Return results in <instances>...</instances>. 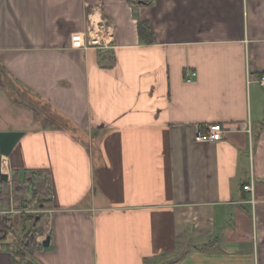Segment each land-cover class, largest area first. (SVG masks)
Returning <instances> with one entry per match:
<instances>
[{
	"label": "crops",
	"instance_id": "crops-1",
	"mask_svg": "<svg viewBox=\"0 0 264 264\" xmlns=\"http://www.w3.org/2000/svg\"><path fill=\"white\" fill-rule=\"evenodd\" d=\"M263 74L264 0H0V264H264Z\"/></svg>",
	"mask_w": 264,
	"mask_h": 264
},
{
	"label": "trees",
	"instance_id": "trees-1",
	"mask_svg": "<svg viewBox=\"0 0 264 264\" xmlns=\"http://www.w3.org/2000/svg\"><path fill=\"white\" fill-rule=\"evenodd\" d=\"M138 34L142 40L145 42H151L152 37L147 38V34H150V29L145 23H138ZM1 85V83H0ZM2 86V85H1ZM37 116V112H35ZM22 199V198H21ZM22 204L25 205V202L21 200ZM26 215L24 216V218ZM37 224V221L34 223ZM42 233L38 230H30L25 233L24 237L20 240L16 238L11 229V225L9 223V218L7 216H0V242L1 247L8 251L12 257L14 256L18 261H24L27 257H29L37 248H39L37 244V237ZM9 241H5L6 239Z\"/></svg>",
	"mask_w": 264,
	"mask_h": 264
},
{
	"label": "built area",
	"instance_id": "built-area-1",
	"mask_svg": "<svg viewBox=\"0 0 264 264\" xmlns=\"http://www.w3.org/2000/svg\"><path fill=\"white\" fill-rule=\"evenodd\" d=\"M72 47L74 48H80L84 46V42H83V38L82 36L77 33L74 34L72 36V42H71ZM196 72L194 71H189L186 72L185 74V78L184 80L189 83L193 80L194 77H196ZM257 82L263 86L264 88V74L259 76L257 78ZM222 133H223V129H222V125L220 124H212L209 125L206 128V131L202 132V131H198L197 135H196V140L198 142H218L222 139ZM244 190L252 192V185H245L243 187Z\"/></svg>",
	"mask_w": 264,
	"mask_h": 264
},
{
	"label": "water",
	"instance_id": "water-1",
	"mask_svg": "<svg viewBox=\"0 0 264 264\" xmlns=\"http://www.w3.org/2000/svg\"><path fill=\"white\" fill-rule=\"evenodd\" d=\"M22 132L20 131H0V180L6 181L8 175L3 172L2 164L3 158H7L10 155L13 147L17 141L22 137ZM49 237L47 236L42 242L43 246H47L49 243Z\"/></svg>",
	"mask_w": 264,
	"mask_h": 264
},
{
	"label": "rangeland",
	"instance_id": "rangeland-1",
	"mask_svg": "<svg viewBox=\"0 0 264 264\" xmlns=\"http://www.w3.org/2000/svg\"><path fill=\"white\" fill-rule=\"evenodd\" d=\"M5 95V94H4ZM1 100V99H0ZM2 106V102L0 101V107ZM1 109V108H0ZM4 112H0V116L1 115H4V116H6L7 115V112H6V110H3ZM4 164H6V158H5V161H4ZM38 203H39V201H38ZM38 203H35V204H33L32 206H30V208H29V210H28V214L27 213H23V212H20L21 210V207H18L17 206V208H18V212H17V214L15 215V237L16 238H18L19 239V237L23 234V232H22V227H24V226H22V224H24L25 223V221L26 220H29L28 222H29V231L30 230H35V229H37V227H35V221H37L38 219H40V217H42L41 215H42V213L41 212H39V205H38ZM26 215V217L24 218V216ZM33 224H34V226H33ZM25 235V234H24ZM24 237V236H23Z\"/></svg>",
	"mask_w": 264,
	"mask_h": 264
},
{
	"label": "bare ground",
	"instance_id": "bare-ground-1",
	"mask_svg": "<svg viewBox=\"0 0 264 264\" xmlns=\"http://www.w3.org/2000/svg\"><path fill=\"white\" fill-rule=\"evenodd\" d=\"M4 161H5V158H3V166L5 165V164H4Z\"/></svg>",
	"mask_w": 264,
	"mask_h": 264
}]
</instances>
